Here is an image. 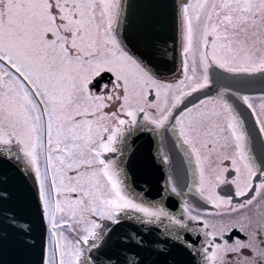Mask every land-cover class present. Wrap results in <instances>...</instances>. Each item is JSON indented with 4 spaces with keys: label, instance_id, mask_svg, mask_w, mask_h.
Instances as JSON below:
<instances>
[{
    "label": "snow or ice",
    "instance_id": "obj_1",
    "mask_svg": "<svg viewBox=\"0 0 264 264\" xmlns=\"http://www.w3.org/2000/svg\"><path fill=\"white\" fill-rule=\"evenodd\" d=\"M170 60L177 77L160 79ZM213 66L259 74L257 100L221 90L174 114L210 83ZM231 95L264 134V0H0V147L23 164V174L0 175V208L25 206L35 224L10 234L17 217L3 211L0 264H85L86 254L102 264L91 250L110 239L103 221L119 224L130 210L167 216L181 243L158 253L143 237H123L104 264H190L193 252L200 264H264V140L257 157ZM134 126L170 129L194 164L196 191L227 205L225 216L209 220L187 204L183 217L169 216L128 195L124 169L106 154L121 151ZM229 168L235 196L248 197L235 208L217 191ZM193 221L202 222L199 247L180 235ZM233 229L246 238L227 235Z\"/></svg>",
    "mask_w": 264,
    "mask_h": 264
},
{
    "label": "water",
    "instance_id": "obj_2",
    "mask_svg": "<svg viewBox=\"0 0 264 264\" xmlns=\"http://www.w3.org/2000/svg\"><path fill=\"white\" fill-rule=\"evenodd\" d=\"M140 2L141 0H127L126 5L129 3L139 4ZM168 65H169V62L164 66L167 70L166 72L171 70ZM212 78H213L214 85L204 91L198 92V94L193 95L190 101H192V99L194 100L196 97H203L205 95L214 93L216 89L219 87V85L224 84V83L231 84V86L237 85V87H242L246 89L248 88V90L261 89L259 74H255L251 78H248L247 74H226L220 70L213 69ZM9 166H10L9 163H5V161L0 158V175H3L6 172H10L7 170ZM15 171L17 173L22 174L18 169H15ZM2 194H3V190L0 189V195ZM4 210L14 212L17 217V222L14 228L10 227L8 229L10 234H15L16 232H27L30 228L35 226L34 217L29 208L25 206H20L16 204L15 202L9 200L7 204L3 205V207L0 208V220L3 219L2 213ZM148 229L149 228H147L145 232L135 229L134 235L136 237H143L145 240L149 241L154 246V250L158 253L165 252L166 250L173 248V245L175 244H171L168 241H164V239H162L159 236V232L156 233ZM121 246H122V242L118 243L116 245V248H114L113 250L105 248L104 252L107 253L106 255L111 254L112 256L113 253L117 252ZM188 259H189L190 264H196V261L194 260L192 256Z\"/></svg>",
    "mask_w": 264,
    "mask_h": 264
},
{
    "label": "flooded vegetation",
    "instance_id": "obj_3",
    "mask_svg": "<svg viewBox=\"0 0 264 264\" xmlns=\"http://www.w3.org/2000/svg\"><path fill=\"white\" fill-rule=\"evenodd\" d=\"M253 99H256V98H253ZM122 151H123V144L121 145V151H118L117 153H111V154L120 155L122 153ZM160 155H161V153H160ZM188 161L190 164V173H191V184H190V187L192 188L191 193L199 195V193L196 191V189L194 187V185L196 184L197 179H198L197 175L194 171V164L192 163V161L189 158H188ZM220 163L224 166H228L230 162L229 161H221ZM234 175H235L234 171H232L229 168V171L225 173L226 179L222 183H219L217 185V191H219L220 195L233 197L232 191L234 190V192H235V185L231 184V179ZM204 201L208 204L206 206V208H197L191 202H189V206L191 207L193 214H196L197 212H199V214L204 215L205 218H207L209 220L220 219L223 216H225V209L228 207L227 205L224 206V209H217L215 206L209 204L206 199H204ZM231 207H233V208L237 207V204L234 202V199H233V203H232ZM181 211L184 212V207H182ZM169 213H171L172 216L175 215L174 212H169ZM218 213H220L221 215H217ZM179 215L180 214H177L176 216L179 217ZM166 219H168V217L164 216L163 222L161 223V227L168 235H169V230H171L172 234L169 236L176 239V236H175L176 226L173 223H171L170 221H167ZM201 224H202V222H195V221L189 223L188 229L181 230V232H180L181 237L186 239L185 236L187 234H189L191 236L190 241L194 242L196 244V246L199 247V240L203 239V235L200 234L199 239H198L197 238L198 233H197L196 229ZM227 235L233 236V237L239 236V238H241V239L246 238L244 233H240L238 229H233L232 232L228 233Z\"/></svg>",
    "mask_w": 264,
    "mask_h": 264
},
{
    "label": "rangeland",
    "instance_id": "obj_4",
    "mask_svg": "<svg viewBox=\"0 0 264 264\" xmlns=\"http://www.w3.org/2000/svg\"><path fill=\"white\" fill-rule=\"evenodd\" d=\"M169 80H172V78H169ZM15 151H16V148L14 147V151H13V153H15ZM135 151H136L135 148H133V149H132V152H135ZM13 156H14V160H15L16 162H18L19 165H22V163H21L19 160H17V159L15 158V155H13ZM165 170L167 171V174H168L169 169H168L167 167H165ZM147 173H148L147 171H144V174H145V175H146ZM30 176H31L30 178H31V180H32V179H33V178H32V175L30 174ZM162 178H164V175H163V174L161 175L160 180H161ZM124 183H125V186H126V192H127V194L130 195L131 197H133L134 199H136L137 203H143V204L148 205V206H153V205H155V206H159V207L163 208V204H162V203H163V199H159V200H157V201H153V202H151V201H147V200H145V199H144V200H145L146 202L139 201V200L137 199L136 192H135L134 188H133L132 185H131V178H130L129 174L124 175ZM158 188H159V181L156 182L154 191L157 190ZM163 209H164V208H163ZM164 211H165V209H164Z\"/></svg>",
    "mask_w": 264,
    "mask_h": 264
},
{
    "label": "bare ground",
    "instance_id": "obj_5",
    "mask_svg": "<svg viewBox=\"0 0 264 264\" xmlns=\"http://www.w3.org/2000/svg\"><path fill=\"white\" fill-rule=\"evenodd\" d=\"M9 168H10V169H9ZM9 168H8L7 170L10 171V172H11L13 169H14V170L17 169L14 165H10Z\"/></svg>",
    "mask_w": 264,
    "mask_h": 264
}]
</instances>
